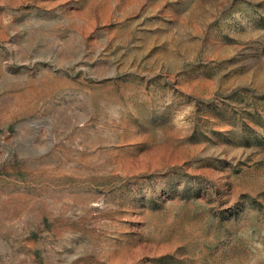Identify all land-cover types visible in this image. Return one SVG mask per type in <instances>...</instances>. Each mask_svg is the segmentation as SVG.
Instances as JSON below:
<instances>
[{
	"label": "rangeland",
	"instance_id": "rangeland-1",
	"mask_svg": "<svg viewBox=\"0 0 264 264\" xmlns=\"http://www.w3.org/2000/svg\"><path fill=\"white\" fill-rule=\"evenodd\" d=\"M0 264H264V0H0Z\"/></svg>",
	"mask_w": 264,
	"mask_h": 264
}]
</instances>
